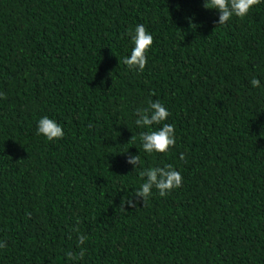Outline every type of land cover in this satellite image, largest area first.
Instances as JSON below:
<instances>
[{
  "label": "trees",
  "instance_id": "obj_1",
  "mask_svg": "<svg viewBox=\"0 0 264 264\" xmlns=\"http://www.w3.org/2000/svg\"><path fill=\"white\" fill-rule=\"evenodd\" d=\"M203 4L0 0V264H264V2L222 26ZM137 24L142 72L123 64ZM155 101L177 134L166 156L135 125ZM43 116L63 139L36 134ZM139 154L181 188L129 205Z\"/></svg>",
  "mask_w": 264,
  "mask_h": 264
},
{
  "label": "clouds",
  "instance_id": "obj_2",
  "mask_svg": "<svg viewBox=\"0 0 264 264\" xmlns=\"http://www.w3.org/2000/svg\"><path fill=\"white\" fill-rule=\"evenodd\" d=\"M264 0H204V8L218 13V25L222 26L232 21L233 18H245L254 6ZM131 42L130 52L123 57V64L129 69L142 72L148 63V53L153 45V36L143 24H137L128 33ZM253 88H261V80L253 77L250 81ZM0 93V99H3ZM135 125L142 129L139 133V141L146 155H168L169 151L177 145L175 126L167 123L170 117L169 109L159 101L149 102L146 108H137L134 113ZM36 134L49 142L63 139L65 132L63 126L55 119L43 116L38 120ZM127 163L134 166V171L141 168L139 175L142 183L136 189L135 194L128 198L127 203L134 205L141 199L143 202L150 199L155 189L161 197L181 188L182 174L173 165L143 167L141 156L134 155ZM78 222V221H77ZM85 237H80V243L85 242ZM5 241L0 240V249L5 247ZM82 256V253H81ZM69 259H73L69 254Z\"/></svg>",
  "mask_w": 264,
  "mask_h": 264
}]
</instances>
